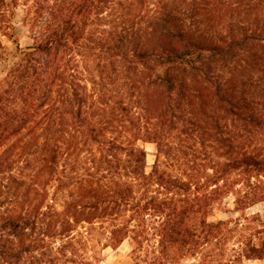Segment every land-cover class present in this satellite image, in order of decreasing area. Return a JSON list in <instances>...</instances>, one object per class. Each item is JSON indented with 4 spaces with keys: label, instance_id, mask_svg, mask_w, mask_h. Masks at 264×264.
<instances>
[{
    "label": "trees",
    "instance_id": "1",
    "mask_svg": "<svg viewBox=\"0 0 264 264\" xmlns=\"http://www.w3.org/2000/svg\"><path fill=\"white\" fill-rule=\"evenodd\" d=\"M17 5L0 264H100L126 240L133 264L264 262V0H35L26 47Z\"/></svg>",
    "mask_w": 264,
    "mask_h": 264
},
{
    "label": "rangeland",
    "instance_id": "2",
    "mask_svg": "<svg viewBox=\"0 0 264 264\" xmlns=\"http://www.w3.org/2000/svg\"><path fill=\"white\" fill-rule=\"evenodd\" d=\"M38 15L36 12L35 0H18V5L16 8V14L13 19L15 33L18 36L19 42L22 47L30 46L33 44V23L37 21ZM37 33V31H36ZM3 44L10 50L14 51L16 46L8 38L0 36ZM3 76L2 63L0 62V78ZM145 148L148 151L147 165L148 170L151 168L155 162V145L152 143H146ZM233 198L230 197L226 199L229 202V207L231 208V202ZM259 212L264 218V202L256 204L252 208L246 211L247 214H252ZM238 217L239 212H234L232 210H215L210 220L226 219L228 217ZM131 243L129 240L124 241L117 249L107 248L102 252V261L100 264H133L131 258ZM246 264H264L260 260H250Z\"/></svg>",
    "mask_w": 264,
    "mask_h": 264
}]
</instances>
